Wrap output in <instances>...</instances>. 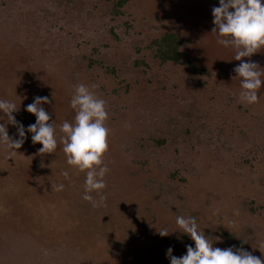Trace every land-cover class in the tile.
<instances>
[{"label": "rangeland", "instance_id": "1", "mask_svg": "<svg viewBox=\"0 0 264 264\" xmlns=\"http://www.w3.org/2000/svg\"><path fill=\"white\" fill-rule=\"evenodd\" d=\"M151 1L150 7L129 4L113 17L107 0H0V104L9 99L14 106L15 97L28 96L19 103L21 120L42 122L58 149L70 145L85 153L81 159L55 151L50 156L49 144L18 157L23 169L0 163V264H264V0H213L214 7L237 15L220 13L215 23L210 16L218 12H209L203 0ZM165 31L187 36L181 61L196 70L148 61L127 72L126 62L132 65L145 44L138 42ZM32 42L37 46L31 51ZM94 47L99 52L91 58L105 54L116 64V79L105 80V70L94 66L88 85L84 70L72 71L71 63H86ZM224 64L229 76L243 78L241 90L227 88L217 76ZM43 75L56 92L41 85ZM27 84L32 89L26 91ZM126 86L130 99L122 94ZM165 96L175 109L196 107L212 120L214 145L193 156L210 172L200 180L186 176L189 182L175 183L165 173L157 177L161 183L146 180L155 178L156 162L174 156L147 130L162 113ZM192 100L196 105H189ZM4 138L7 132H0V142ZM240 153L262 157L236 170L240 157H230ZM141 160L151 176L134 177L129 189ZM167 164V173L175 168L185 175L182 159ZM48 168L57 174L53 179L45 177ZM5 195L32 217L16 218L18 204L10 214L2 212ZM242 235L248 238L246 260L236 257ZM190 249L205 255L191 262Z\"/></svg>", "mask_w": 264, "mask_h": 264}, {"label": "trees", "instance_id": "2", "mask_svg": "<svg viewBox=\"0 0 264 264\" xmlns=\"http://www.w3.org/2000/svg\"><path fill=\"white\" fill-rule=\"evenodd\" d=\"M260 1L263 2V0H260ZM107 2L108 3L112 2L111 13L113 14V17H119V16L123 15V11L125 10V7L129 4H130V6L136 5L137 7L140 6V4H146L148 7L152 6L151 0H107ZM202 2L206 3L203 5V7H205L207 10H210L209 12H211V13L218 12V17H215V16L211 17L210 16V21H209L210 23H215V21H214L215 19L221 20L222 18H219L220 13L223 14L224 15L223 18H226V19L230 18L232 15H234V17L236 15V13H234L232 11H225L223 9L214 7V1L213 0H212L213 6L209 3L210 1L208 2L207 0H203ZM153 3H156V2L153 1ZM157 4H158V7H161V6H159V3H157ZM208 6H210V9L208 8ZM162 8H163V6H162ZM152 11L153 10L151 9V12ZM50 14H52V13H50ZM209 31L213 33L214 29L209 30ZM111 32H112V29H111ZM124 34H126V33H124ZM155 36L156 37H154L148 41L142 40L141 42H138L139 45H143L144 43L145 44L143 45L141 50L140 49L138 50L137 49L138 47H136L137 57H135V59L129 58V59L133 60L132 65H129L126 62L125 68H126L127 72L132 70V67L133 68L138 67V66L139 67H142V66L147 67L148 61H152V63L154 61L156 63V67H158V68H161L162 65H166V64H182L183 63L181 61L182 56H183V50H185L186 46L189 44L186 35L180 36L176 33L165 31L164 33H161V34L155 35ZM27 43H29V42L27 41ZM36 46L37 45H35L33 42L31 44H28V47L31 48V51ZM27 50H29V49H27ZM36 51L37 52L40 51L39 47L36 48ZM91 51L92 52H89L88 54H86V63L82 62L81 60H78V61L75 60L74 62L71 63L72 71L75 72L74 70H77V71L81 72L84 70V73H86L85 78H86V81L88 82V85L90 83V80H92V77H93V76L91 77L90 72L94 68V66L101 67L105 70V74H104L103 78L106 75L109 76V77H106L105 80L109 81V79H112V80L116 79V74L119 72L118 69L115 68L116 64L112 65V63L105 61L103 59V57H105V54H103L101 56L102 60L101 59L100 60L99 59L98 60L92 59L91 56H93L94 53L99 52V51H98L97 47L92 48ZM84 59H85V57H84ZM218 60H220V61H218V63H222V64L224 63V60L221 57H219ZM124 62H125V60L120 61V63H124ZM189 63L190 62H184L183 64L190 67L191 69L196 68L194 65L189 64ZM224 65H225V68L218 66L217 76L220 79H223L222 81L224 82V84L227 88L234 87L235 89H232V90H237V89L241 90V83L244 81L243 78L237 77V76H229V74L227 73L229 66L226 64H224ZM37 71L41 72L42 68L39 70L34 69L31 77H34V75H35L34 73H37ZM198 71H199V74L212 76L209 71H205V70H201V69H199ZM29 72L32 73V70H30ZM160 72H161V70H160ZM141 73L144 74V71L141 70ZM25 75L29 76L28 73H26ZM76 76H77L76 73L72 74L73 79H75ZM43 77L44 78L41 77V85L46 86L47 84H49L47 81V79H49V76L45 77V75H43ZM97 78H100V77L97 76ZM65 79H68V77H66ZM134 80H135V78H134ZM136 82L137 81H135V84H137ZM43 83H45V85ZM26 86H27L25 88L26 91H27V89H32V86H30L29 84H27ZM52 86H53L52 84L51 85L49 84L48 89H47L50 93L56 92V90H54L55 87L53 89ZM85 86H86V84H85ZM101 90L107 93V90L105 87H102ZM250 91H253V90H250ZM112 92L115 93L116 91L113 90ZM128 92H129V86H126L125 90H124V92H122V94L124 95L125 98L130 99L129 96L126 95ZM237 93H238V91H237ZM90 94L94 95L93 92H91ZM0 96H1V94H0ZM224 96H225V98H228V93H225ZM24 98H28V96L15 97V99H18V100L13 101L14 106L10 105V103L8 102L9 99H6L5 104H3V103L0 104V111H2V109L5 108V111L1 112V115H0V132H7V138H4L0 142V163H1V166H2V164H5L6 166L18 167V169H20V168H22V165H20V162L17 163L18 157L22 156L23 154H30L31 155V153L28 151H35L36 149H42L43 150L49 144L51 146V155L50 156H52V153L55 151V152H57L58 156H60V157L61 156H73L74 155L80 159L83 158L85 153L83 152V153L79 154V153L73 152L75 150L71 149L73 147H71L70 145H68V148H70L69 150H66L63 145H62V147H64V149H61V148L58 149V143L55 142L54 140L50 139L49 137H47V135H49V133L47 132L48 127H46V128L43 127L44 124L42 122L36 121L35 118H32L31 120L29 118H24L23 120H21L20 117H22L23 115L21 113L17 112V110L21 109V107L19 106L20 102L27 101V100H24ZM182 98L185 99L184 97H182ZM19 99L21 101H19ZM59 99L60 98L58 97L56 101L58 102ZM110 100H112V97ZM202 100H203V103L205 104L204 98ZM163 101L166 104H165V107H164L162 113L161 114L158 113L155 120L150 119V117H148L150 119V124L147 126V130L152 132L151 134H153V137L150 133L149 134H150V137H152V140L156 142V144L163 145L164 147L165 146L170 147L172 149V152H173L172 155H174V156L165 157V159L162 162V164L166 163V164H163L164 166L162 164L156 162L155 166L157 168V174H156L155 178L151 177L150 179H146V180H148L152 183H161V182H163L162 181L163 179H157V177L159 175H163L164 173L167 175L168 178H170L172 176V179H173L172 181H174L175 183L180 182V183L184 184V183L189 182V179L187 181L186 176H189L191 178V180H195V181L200 180L199 177L203 176L204 171L206 173H210V172H209V170H206L205 168L202 169L204 166L199 167V165L195 164L193 156L196 153H200V149L203 150L204 148H207L208 143H212L214 145L215 140H213V141L210 140V138H212V135H213V132H212L213 128L211 131L209 128L210 124L212 123V120L206 114H204L202 112H198V109L196 107L194 109H191L190 111H187L186 109L184 110V108H182L183 109L182 110V109H180V107L175 109L174 105H172L174 102L168 100V96H165ZM191 102L192 103H190L189 105H194V104L196 105V103H194V100H192ZM156 107H158V106H156ZM29 109H30L29 112L31 113L32 111H34L35 108L34 109L29 108ZM136 111H137V113H139L140 112L139 108H137ZM154 112H159V111L156 109L155 111H152V113H154ZM199 113H201V115ZM212 113L215 114L216 111H214ZM25 114H28V113L26 112ZM26 116H28V115H26ZM212 117H214V116H212ZM148 118L146 119L147 121H148ZM164 122H165V124L162 126V128H157L156 130L154 129L153 126L160 124V123H164ZM207 122H209V125ZM164 131H166V132H164ZM1 137H3V136H1ZM245 140H247V137L245 138ZM167 147H165V148H167ZM243 147L248 148L246 146H240L239 149L241 150V148H243ZM140 150H141V148H140ZM189 155H191V157H192L191 159H188ZM236 156L240 157V163H234V167H236V170L242 169L243 171L246 170L245 165L249 166V165L253 164V161L248 160V159L253 158V160H254L255 158H261L262 156L264 158V154L262 156L261 155L259 156L256 154L254 156L246 155L245 157H243V154L240 153V155H232L230 157L231 160L236 162ZM180 159H182L184 164H185L184 169L181 171V172H184L185 175L183 173H181L179 176V171L175 168L170 170L169 173H167L165 171L166 170L165 165H167V166L169 165L167 163L171 164V162L174 163V162L179 161ZM60 160H62V159H60ZM257 160H259V159H257ZM53 161H50V163H53ZM135 162L137 165L136 166L137 169L135 171V175H133V176L130 175V177H129L131 180V183H129V185H128V186H130L129 189L133 188L132 187L133 181L135 183L134 177H136L138 175H140L142 177L151 176L150 173L152 170L148 166V163L146 160H141L138 162L135 161ZM30 164H32V163L30 162ZM0 169H2V167H0ZM46 171L47 172L45 173V177H47L49 179H53V176L56 173L50 172L49 168ZM250 174H252V173H250ZM55 180H57V179H55ZM52 181H54V180H52ZM163 185H165L167 187V184L164 183ZM167 188H169V187H167ZM122 191H123V188H122ZM129 192H128V194H129ZM130 194H132V193L130 192ZM221 194H222V192H221ZM219 196H222V195H219ZM3 197L4 198L2 199V201L6 202V207L4 208V210L2 212L10 214L12 212V208H13L12 205L15 206L16 204H18V214H17L16 218L24 217V216L32 217L33 213L26 212V210L24 209L25 205H23L21 203H13V202L9 201V198L6 195ZM218 199H220V197H218ZM251 204H252V202H250V205ZM1 215H2V213H0V216ZM243 215H244V213H243ZM2 217H3V215H2ZM18 221H20V220H18ZM246 237H247L246 235H242V237L239 239V241H238L239 243H238L237 251H236L237 252L236 257H243L245 259L246 258L245 256L248 255V247L246 246V240L248 238L246 239ZM244 238H245V242H244ZM250 242H253V241H250ZM244 250H245V252H244ZM193 252H194V250L190 249L189 259L191 262H196L200 259V257L202 258L205 255L204 251L201 252L200 255H196Z\"/></svg>", "mask_w": 264, "mask_h": 264}]
</instances>
